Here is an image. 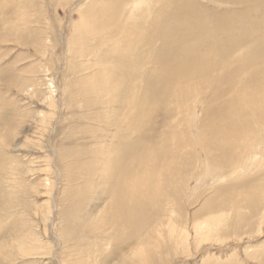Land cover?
I'll return each instance as SVG.
<instances>
[{
    "label": "rangeland",
    "instance_id": "374dc122",
    "mask_svg": "<svg viewBox=\"0 0 264 264\" xmlns=\"http://www.w3.org/2000/svg\"><path fill=\"white\" fill-rule=\"evenodd\" d=\"M145 1L0 0V220L8 225L1 228L0 264H264V145H257L258 139L264 143V119L251 123L255 109L243 103L264 84L263 61L248 63L251 73L240 83L222 84L227 73L217 70L208 71V80L178 82L191 94L175 115L169 104L172 117L164 120L166 96L168 104L183 91L167 95L173 82L165 80L154 90V104L139 111L152 64L140 70L134 60L115 68L114 51L127 50L119 44L134 39L139 52L155 53L154 40L183 23L178 17H189L191 3L216 24L253 8L262 17L264 0ZM130 9L136 16L126 21ZM111 17L114 27L104 28ZM252 73L258 76L253 82ZM257 108L264 111V105ZM241 113L249 116L248 129ZM218 120L244 129L236 138L229 134L234 145L232 151L223 146L230 154L225 158L209 148L210 141L224 144L213 129ZM167 134L173 136L167 152L181 139L179 157L156 168ZM131 147L124 164L118 152ZM207 148L220 161H210ZM255 154L258 169L233 173L242 157ZM107 161L116 164L112 176ZM128 186L144 194L152 189L137 204L127 199L139 204L141 220L133 227H125L129 216L110 205L118 202L114 190Z\"/></svg>",
    "mask_w": 264,
    "mask_h": 264
},
{
    "label": "bare ground",
    "instance_id": "6f19581e",
    "mask_svg": "<svg viewBox=\"0 0 264 264\" xmlns=\"http://www.w3.org/2000/svg\"><path fill=\"white\" fill-rule=\"evenodd\" d=\"M184 1L185 0H179V5L182 6L181 3ZM235 1H239V2L243 3L244 0H235ZM260 1H263V0H255V4L259 5ZM141 2L146 3L145 0H134L135 4H133V6H135L136 4L141 3ZM142 5H144V3L140 4V6H142ZM192 6H193V4L191 3V5H189V7H188V10L190 12V15L188 18H186V15H182L181 17H178V20H180L183 23H179V25H176V27L174 26L173 31L167 32V30H166L164 33H161L154 40L155 46L158 47V49H156L155 53L153 52L152 54H149L148 52H144V53L139 52L138 48H137L138 43L132 42V41H134V39L131 42H126V43L125 42L124 43L119 42L120 43L119 45H125V48H127V50H123L121 48L114 50L116 53L119 52V55L116 56V58H115V61H116L115 68H117L118 66L131 65V62H133L134 60H135L134 64L136 66L139 65L140 70H143L144 68H146L147 65L152 64L150 74L148 75V78H146V80L143 82V84H144V87L142 89L144 92L143 96L140 99V101L137 102V105H136L138 107V110L140 109L139 111H141V109L143 108L142 104L143 105L144 104L147 105V104H151V103L154 104V95H155L154 90L157 89L162 84V82H164L165 80L173 82V84L168 89L169 91L167 92V95H169V94L172 95V93H175L178 90H182L184 94L182 95L181 98H178V99L174 96L175 99L173 101H169L168 104L166 103L167 98H168L166 96L165 104L163 105L164 109H162L163 110L162 116H163L164 120L166 118H168V116L170 117V119L172 117L170 114L171 111L167 108L169 104L170 105L173 104L174 106H176L174 108L172 107L174 110V115H175L176 110H178V108H181V109L183 108L184 100L188 97V95L191 94L192 90H190L188 85L180 86L178 84V82L193 83V81H197V80L201 81V79L205 78V77L208 80L209 76L208 77L205 76V75H208L207 74L208 71L209 70H211V71L217 70V71H222V72L225 71L227 73V75H225L224 77L221 78L223 81L222 84L227 85V84H232L234 82L240 83L242 80H244L241 78L243 73H246V72L251 73L250 71H251L252 67H248L247 66L248 63L255 66L256 64H259L263 61L262 65L264 66V23L262 22V19H261V18H264V15L262 17H260L259 13L256 12V11L260 12V10H257L258 8L257 9L253 8L255 11L253 9H251L253 12H250L251 10H248V12H246V13H242V14L239 13L240 15H238L237 17H231L230 19L227 17L228 19L222 20L219 23L215 24L214 22H216V21H210L211 18L209 19V17L208 16L206 17L202 11H199V9H197L198 6H194V7H192ZM134 8H136V7H134ZM131 9L128 12L129 16L126 17V21L127 20L129 21L131 18L136 16V14H135L136 11L134 12ZM136 10H137V8H136ZM193 10H195L197 12L196 17L193 13ZM179 11L184 12L185 8L181 7L179 9ZM254 12H256V13H254ZM260 14H261V12H260ZM193 15L195 18L191 17ZM151 23L153 25H155L156 21L153 20ZM151 23H150V25H151ZM114 25H115V21L113 20V17H111V19H109V22L105 25L104 28H106V27L109 28V26L114 27ZM157 26L160 29L163 28L162 25H157ZM248 26L250 28L247 31H244V29H246ZM116 30H118V29H116ZM120 31H121L120 29L118 31H115L113 36ZM195 31H197V32H195ZM257 34H259V36ZM122 35H124V33ZM253 39H255L256 41L253 42ZM177 41H181L180 45H178L177 48L176 47L171 48V52H170L169 46L171 47V44L174 45ZM175 49L178 51H176ZM125 51H129V52L125 53ZM126 55H127L129 60L131 59L130 61H127ZM230 57L233 58L234 66H232L229 63ZM146 58L149 61H147ZM208 61H210L208 68L201 70V68L203 67V64L205 63L207 65ZM232 67H234V68H232ZM248 76H249V80L252 82L255 81L258 77L256 73L249 74ZM100 79H103V78H100ZM200 81L198 83L199 84L198 86L201 85ZM194 90H195V88H194ZM194 94H196V93H194ZM164 98L165 97H160L158 102L163 101ZM207 103L208 102H206V104ZM243 103H248L249 108L255 109L254 114H252V116L254 117L255 120L253 119L251 123H256L257 121L263 120L264 119V111L259 110L257 107L264 105V84H256L255 87L253 88L251 94L250 95L247 94V96L244 98ZM135 104H136V102H135ZM139 111H138V113H139ZM140 115H142L141 112H140ZM155 116L156 115H153L152 119L157 120L156 119L157 117H155ZM238 116L242 120L246 119V122L244 124L245 127L244 126L243 127H244V129H248L251 125V123L248 124V122L250 120L249 116H247L246 114H243V113L239 114ZM239 117H238V120H239ZM158 118H159V116H158ZM183 118H184V116H183ZM185 120H186V118H185ZM187 122H189V121H187ZM165 123L167 125L169 122L167 123V121H165ZM238 123L240 124V122H238ZM156 124H158V123H156ZM220 124L221 123L218 120L217 124L214 125L213 129L214 130L219 129L220 133L217 136L222 137V139L225 138L223 140L224 144H222L221 141L216 142V143H212L210 141L209 142V145H210L209 148L215 149V151H218V154L221 153L222 156L224 155V158H225L226 156L230 155L229 151H227L225 149L227 148L230 151H232V148L234 145V141L230 140L228 137L229 134L232 135L234 138H236L240 135L241 131L244 129L241 130L240 128H238V125H235L236 126L235 128H231V126L226 124V123L224 124V127H222ZM157 126L159 127L160 125H157ZM163 128H164V126H163ZM160 129H162V127H160L159 130ZM244 134H245V132H244ZM164 139H165V142H164L163 146L160 148L161 150L157 151V156L158 157L162 156V157L156 163V168H159L161 166L160 163H163V164L167 163L168 164L169 162H166L167 159L173 158L174 161H176V160H178V157H179L180 152L178 151V148H179V145L181 143V139H179V141H177L176 145L169 152H167V149L165 148V146H167L169 143L172 142L173 136L167 134L164 136ZM184 141L185 140L183 138V142ZM262 141H263V139H258L257 145H259V146L264 145V143H262ZM199 142L202 144H205V139H202V137H201ZM142 143H143V139H141L140 141H136V144H142ZM223 146L225 149L223 148ZM185 147H187L186 144H184L182 146V149ZM209 148H207L206 151H208L209 159L211 161V159H212L211 157H216V156H212ZM236 148H237V150L241 149V143L240 142H237ZM255 148H256V146H254L253 149H248V152L256 151ZM107 152H108V150H107ZM110 152L111 151L109 150L108 153L111 155ZM132 152H133L132 147L129 148V150L127 148V152L126 151L118 152V154H120V155H118V157L123 162L127 161L133 155ZM167 154H169V155H167ZM110 155H107V156L110 157ZM219 156H221V155H219ZM109 157H108V159H109ZM254 158H252V157L250 158L248 156L242 157L241 164L235 165L237 168V172H236V170H234L233 173L236 175L237 174L242 175L244 172L246 174L247 170L249 171L250 169H252V167L254 169H256L257 167H254L255 166L254 163L259 158V155L255 154ZM215 160H218V157H216ZM108 161H107V163H108L107 168L106 167L105 168L108 171H111L108 174V176H112V174L115 172L114 169L116 168V164H114L113 161L110 163ZM218 161H220V160H218ZM218 161H217V164L219 163ZM262 161H263V159H262ZM185 162H187V161H185ZM222 163H223V161H222ZM222 163H220L219 165H221ZM124 164H125V162H124ZM105 165H106V163H105ZM184 165L186 166V164H184ZM175 166H177V165L175 164ZM215 166H217V165H215ZM204 167H205V165H204ZM103 168H104V166H103ZM160 168H163V167L161 166ZM108 178H111V177H108ZM149 187H151V186H149ZM258 187H259V190L262 191L263 187H261V186H258ZM136 190L137 189H135V188L132 189L129 186L124 188V189H115L114 190V195H115L114 197L115 198H112V200L117 199L118 202L116 203V200H115V202L114 201L112 202L109 199V201L112 202V204L110 203V205H115L118 209L117 212H120L119 214L124 212V215L126 214L127 216H129V217H127V218H129V220L127 219V223H129V224H127L125 222V224H124L125 227H127V225L132 226V223H135L136 220L137 221L141 220V219H139L138 216H136L137 213H139L138 208H137V206H139V204L137 206H134V205L137 204V200L140 197H142V195H148V194L150 195V193H152V189L148 190L149 191L148 194L142 193L141 190H139V191L137 190V192H136ZM157 191H158V189H157ZM251 194H253V193H251ZM162 197H164V196H162ZM257 198L258 199L256 200L257 201L256 203L259 204V197H257ZM127 199L128 200H134L133 201V203H135L133 205L134 207L127 204V203H129V201ZM140 199L143 200L142 198H140ZM141 204H143V203H141ZM141 206H142L141 208H143L144 205H141ZM114 207L113 208L110 207V208L112 209V211L114 209V211L116 212V209ZM135 207L137 208V210H135V211L132 210ZM144 209H145V206H144ZM97 212H100V211L98 210ZM103 213L104 214L106 213L105 208L103 210ZM100 214H101V212H100ZM107 217L108 216L104 217L105 218L104 220L107 221V223H108L109 218H107ZM114 219H115V217H114ZM214 220H216V219H214ZM218 221H221V219ZM213 222H214L213 224L215 225L216 222L215 221H213ZM218 223H220V222H218ZM220 224H218V226H220ZM135 225H137V223ZM133 226H134V224H133ZM211 227H214V226L212 225ZM215 227H214V229H215ZM1 228H3V229L8 228V225L6 226L5 222L3 220H0V237L2 236L1 235ZM171 230H172V228H171ZM204 232H206L209 235L208 232H211V231H208V232L204 231ZM130 239L131 238H129L128 240H130ZM31 241L34 242L36 240L35 239H32V240L29 239L28 240V242H30V243H31ZM36 242H39V241L37 240ZM31 244H33V243H31ZM34 244H35V242H34ZM33 246H35V245H33ZM16 248L18 250H20L24 254V256L29 255V254L25 255V252L23 251L22 245H19ZM32 251H34V250H32ZM26 252H27V250H26Z\"/></svg>",
    "mask_w": 264,
    "mask_h": 264
}]
</instances>
